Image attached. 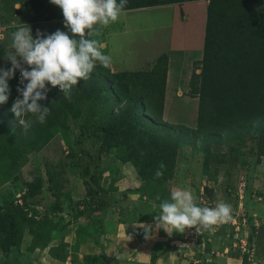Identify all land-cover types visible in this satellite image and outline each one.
Masks as SVG:
<instances>
[{
    "label": "rangeland",
    "instance_id": "1",
    "mask_svg": "<svg viewBox=\"0 0 264 264\" xmlns=\"http://www.w3.org/2000/svg\"><path fill=\"white\" fill-rule=\"evenodd\" d=\"M192 4L181 3V9L167 4L123 10L116 22L100 26L94 38L101 44L104 41L102 52L111 57L114 71L142 70L151 58L165 53L170 79L177 77L185 90L192 61L201 55V50L189 46L194 29L200 30V16L196 18L195 10L191 11ZM195 4H206V0ZM16 19L13 25L26 23ZM27 24L34 38L37 29L48 34L67 30L63 22ZM13 30L10 27L0 35L2 64H10L3 56ZM187 91L180 96L166 94L165 123L194 127L197 100ZM79 108L80 118L63 119L67 127L57 128L41 149L8 167L10 171L3 169L6 160H0V204L18 203L42 220L34 239L42 251L27 255L18 250L24 264H45L43 257L55 259L56 264H208L209 258L212 264H264L260 247L264 241V156L256 150L257 137L240 147L229 143L207 150L197 144L179 147L166 193L159 185L139 179L136 167L120 161L117 151L100 149L90 124L103 121L104 113L91 117L85 105ZM47 177L53 196L46 189ZM25 180L40 184V192L28 200H24ZM173 187H187L199 206L214 207L218 201L230 204L232 220L200 233L191 228L169 236L160 229L146 240L138 225L153 222L160 211L155 197L169 198ZM150 243L149 259L144 253ZM17 249L12 248V255H0V264H16Z\"/></svg>",
    "mask_w": 264,
    "mask_h": 264
},
{
    "label": "trees",
    "instance_id": "2",
    "mask_svg": "<svg viewBox=\"0 0 264 264\" xmlns=\"http://www.w3.org/2000/svg\"><path fill=\"white\" fill-rule=\"evenodd\" d=\"M184 1L192 0H128L124 10ZM15 18L34 23L64 17L50 0H0V23ZM167 59L161 53L149 69L142 70L111 71L97 63L90 79L79 81L67 96L59 86L48 84L47 99L40 101L50 108L46 122L41 124L29 115L24 118L28 123L25 128L14 125L19 121L9 110L18 95L17 71L8 81L11 93L7 103L0 104L3 169H11L25 161L28 153L41 149L57 128L67 127L63 119L80 118V105L87 107L88 116L104 113L103 121L90 124L100 149H114L120 161L136 167L139 179L159 185L166 193L176 152L183 145L197 144L200 150L223 143L240 147L257 137L256 150L264 156V0H206L201 56L192 61L188 79L187 94L197 100L194 127L162 120ZM0 67L11 65L0 62ZM161 162L165 164L163 176L155 178ZM49 182L46 189L53 196ZM23 186L24 200L40 192L38 180L24 181ZM34 217L18 203L0 204L3 255L18 245L25 229L31 235L28 247L34 245L42 222Z\"/></svg>",
    "mask_w": 264,
    "mask_h": 264
},
{
    "label": "clouds",
    "instance_id": "3",
    "mask_svg": "<svg viewBox=\"0 0 264 264\" xmlns=\"http://www.w3.org/2000/svg\"><path fill=\"white\" fill-rule=\"evenodd\" d=\"M50 3L61 9L67 30L57 29L48 34L37 29L34 38L30 25H12L11 42L5 46L3 56L11 67H0V104L9 99L8 81L17 71L20 73L18 95L9 110L23 128L28 126L24 118L29 115L41 124L46 122L50 108L40 101L47 99L48 84L59 86L67 96L79 81L90 79L97 63L111 67V57L102 52L103 45L94 37L100 26L107 27L119 19L128 0H50ZM164 169L161 162L155 178H161ZM155 199L160 201V211L153 222L138 225L146 240L160 229L169 236L191 228L200 233L201 229L212 230L233 218L230 204L218 201L214 207L199 206L187 187H173L169 198L161 199L158 194ZM208 264H212L211 258Z\"/></svg>",
    "mask_w": 264,
    "mask_h": 264
},
{
    "label": "crops",
    "instance_id": "4",
    "mask_svg": "<svg viewBox=\"0 0 264 264\" xmlns=\"http://www.w3.org/2000/svg\"><path fill=\"white\" fill-rule=\"evenodd\" d=\"M195 1L198 2V0H192V1H184V2H181V3L183 5L184 3L192 2L193 4H192V6H190L191 7V11H194L195 10V13L197 15V16L195 15L196 18H198L200 16V30L194 29L192 43L189 46H192L191 47L192 48L191 50H195V49L201 50L202 49V39H203V29H204V19H205V8H206V4H198V6H196ZM181 3H180V5H179V3H172V4L178 5V7H180V9H181V7H182L181 6ZM164 5H167V4H164ZM17 6H18L17 4L14 5V7H17ZM158 6H160V5H158ZM192 8H194V9H192ZM63 20H64V18L59 19V20H49V21L38 20V21H36L34 23H47V22H51V23L56 24V23H59V22H63ZM177 20H178V22H181L180 21V18H177ZM102 45L104 46V41H103ZM200 56L197 57V59H199ZM155 57H153V59L151 58L149 62H146V64H145L146 66H145L144 69H149L151 67V65L154 62ZM194 60H196V59H194ZM110 70L111 71H114L115 70L113 68V65H112V59H111V67H110ZM191 71H192V69H191ZM189 76H190V74H189ZM189 76L187 75V88L185 90H182L181 87L178 84V78L177 77H174L172 80L170 79L171 78V75H170V72H169V61L167 59L166 79H165V87H164V98H163V101H165L166 94H168V93L169 94H173L174 96H180V95H183L184 93H186V91L188 90V79H189ZM192 98H196V97H192ZM163 109H164V103H163ZM163 112H164V110H163ZM25 181H29V180H25ZM1 185H3V184H1ZM30 240H31V235L25 229V231L22 233V237H21V240L19 241L18 245L16 247L15 246H12L11 249H10V251L7 253L9 255H12V248H18L17 249V257H16V264H24L22 262L24 260L21 261V257L23 256V254L20 255L18 253V250L20 252L27 251L28 252L27 255H30V253L31 252H34L36 249H39V250L42 249V247H35V245H33L31 248H29L28 245L30 244ZM261 246L264 248V241L260 244V247ZM147 249H148V254L146 255L145 253H146ZM151 250H152V244L150 243V244H148L147 248L145 249V253H144V255L147 256L149 259H150V256H151L150 255L151 254ZM259 252H260V249H259L258 253ZM0 255H2L1 252H0ZM135 257H137V254L135 255ZM44 260H46L45 264H56L57 263V261L55 259H49V258L48 259H45V257H43V260L42 261H44ZM37 263H39V261Z\"/></svg>",
    "mask_w": 264,
    "mask_h": 264
},
{
    "label": "built area",
    "instance_id": "5",
    "mask_svg": "<svg viewBox=\"0 0 264 264\" xmlns=\"http://www.w3.org/2000/svg\"><path fill=\"white\" fill-rule=\"evenodd\" d=\"M12 23H8V24H3L0 23V35H2L7 29H9L10 27H12Z\"/></svg>",
    "mask_w": 264,
    "mask_h": 264
}]
</instances>
